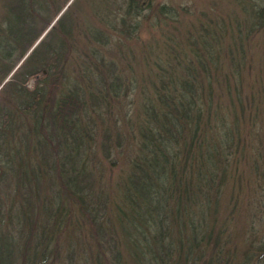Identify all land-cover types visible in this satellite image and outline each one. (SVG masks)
I'll list each match as a JSON object with an SVG mask.
<instances>
[{
    "label": "trees",
    "instance_id": "trees-1",
    "mask_svg": "<svg viewBox=\"0 0 264 264\" xmlns=\"http://www.w3.org/2000/svg\"><path fill=\"white\" fill-rule=\"evenodd\" d=\"M68 1L2 2L0 264H264L228 231L264 175V4Z\"/></svg>",
    "mask_w": 264,
    "mask_h": 264
},
{
    "label": "rangeland",
    "instance_id": "rangeland-1",
    "mask_svg": "<svg viewBox=\"0 0 264 264\" xmlns=\"http://www.w3.org/2000/svg\"><path fill=\"white\" fill-rule=\"evenodd\" d=\"M6 1V0H5ZM71 0L66 2V5L70 3ZM2 2L0 0V27L3 29V24L5 25V21L9 18L7 13L2 10ZM155 5H165L172 7H180L182 11L184 9V14L181 21L187 22L189 18L193 16H198L200 11L207 10V14L212 17H220L225 20L228 19H237L242 21H246L248 14L251 12V9H257L259 6L264 4V0H155ZM66 5L61 9L58 15L65 9ZM58 15L54 18V20L58 17ZM214 15V16H213ZM250 16V15H249ZM52 24V23H51ZM50 24V25H51ZM141 28V38L148 37V29L146 24L143 23ZM4 32H1V40ZM44 33L42 34V36ZM41 36V37H42ZM39 37L35 43L25 52L17 66L27 58L30 54L32 48L37 43V41L41 38ZM0 40V41H1ZM259 61V56L257 55V63ZM124 61L122 63V72L125 73ZM15 67L5 76V78L0 82V95H2V91L4 90L5 82L10 78L12 73L14 72ZM27 87L32 85V81L29 80L27 82ZM127 100L118 99L112 102V107H110V114L106 115L102 123H97V131H101L104 127L110 128L114 120H121L122 112L126 109ZM98 134V133H97ZM99 135H97L98 138ZM15 144H18L17 142ZM264 154V153H263ZM24 162L26 159L23 158ZM27 168V167H26ZM260 169V172L264 171ZM239 208L235 212L234 221L232 225L228 227V231L232 233H238V235L243 234V238L241 239V235L238 238H235L233 242V247L236 250V253L239 257V252L243 251L247 246L248 242L255 239H264V175L258 178L257 181H253L250 184L242 188L240 192L239 199ZM263 235V236H262ZM256 243V241H255Z\"/></svg>",
    "mask_w": 264,
    "mask_h": 264
},
{
    "label": "water",
    "instance_id": "water-1",
    "mask_svg": "<svg viewBox=\"0 0 264 264\" xmlns=\"http://www.w3.org/2000/svg\"><path fill=\"white\" fill-rule=\"evenodd\" d=\"M44 32H45V31H44ZM44 32H43V33H44ZM43 33H42V34H43ZM42 34H41V36H42ZM41 36H40V37H41Z\"/></svg>",
    "mask_w": 264,
    "mask_h": 264
}]
</instances>
